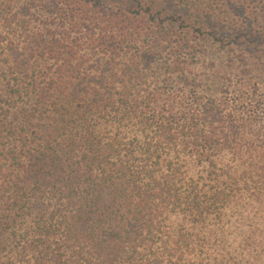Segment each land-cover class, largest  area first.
I'll list each match as a JSON object with an SVG mask.
<instances>
[{
  "label": "trees",
  "instance_id": "trees-1",
  "mask_svg": "<svg viewBox=\"0 0 264 264\" xmlns=\"http://www.w3.org/2000/svg\"><path fill=\"white\" fill-rule=\"evenodd\" d=\"M259 3L0 0V264H238L232 129L260 103L233 107L191 67L200 36L256 38Z\"/></svg>",
  "mask_w": 264,
  "mask_h": 264
},
{
  "label": "rangeland",
  "instance_id": "rangeland-1",
  "mask_svg": "<svg viewBox=\"0 0 264 264\" xmlns=\"http://www.w3.org/2000/svg\"><path fill=\"white\" fill-rule=\"evenodd\" d=\"M259 2L256 15L261 23L254 28L245 26L248 35L254 29L256 30V38H244L238 44L225 45L213 40L208 35L200 36L197 46L201 53L198 56L197 65L191 67V72L197 76L202 87L208 90H212L211 86H215L214 89L218 87L216 96H225L229 103L231 101V105L237 108L241 105L234 103L236 98L241 100V103H250L251 100H254L260 103L261 108L264 105V0H259ZM251 45L255 46L251 49ZM0 90L5 96L4 102L8 104L6 102L10 98L8 90L2 84H0ZM209 94L214 93L211 91L206 96H211ZM260 107L253 111L250 109L252 112L243 111L241 107L239 110L245 114L244 118H252L248 119L250 124L246 129H243V125L232 129L234 137L238 135L235 138H240L239 154L241 158L239 162L242 164V167L236 170L238 176L233 177L240 178L241 183L250 179L248 185L238 186L236 183L234 185L236 189H244L240 197L241 201L243 200L242 206L236 209L235 205L230 203L223 209L226 233L232 237L230 241L233 243V247L226 248L232 251L238 249L234 253L237 255L238 264H243V262H246L245 264H264V112H261ZM5 137L3 140L5 145H15L13 137ZM234 161L232 153L224 151L219 158L222 172L228 173L231 165H235ZM202 171L205 175L207 174L204 168H196L192 173L196 176L198 172ZM228 176L230 178L226 177L221 180L226 189L233 187L232 176ZM207 183L212 188L213 183H210L209 179H207ZM254 227L255 230H253ZM253 231L255 232L254 242L249 237ZM248 242H252L250 247L254 248L244 252L242 245L247 248ZM248 256H250L249 260L245 261V257Z\"/></svg>",
  "mask_w": 264,
  "mask_h": 264
}]
</instances>
